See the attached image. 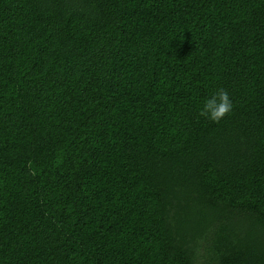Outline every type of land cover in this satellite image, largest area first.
<instances>
[{
  "label": "trees",
  "instance_id": "trees-1",
  "mask_svg": "<svg viewBox=\"0 0 264 264\" xmlns=\"http://www.w3.org/2000/svg\"><path fill=\"white\" fill-rule=\"evenodd\" d=\"M0 264H264V0H0Z\"/></svg>",
  "mask_w": 264,
  "mask_h": 264
},
{
  "label": "clouds",
  "instance_id": "clouds-1",
  "mask_svg": "<svg viewBox=\"0 0 264 264\" xmlns=\"http://www.w3.org/2000/svg\"><path fill=\"white\" fill-rule=\"evenodd\" d=\"M233 108L234 105L228 91L221 87L204 101L199 116L214 123H219L233 111Z\"/></svg>",
  "mask_w": 264,
  "mask_h": 264
}]
</instances>
